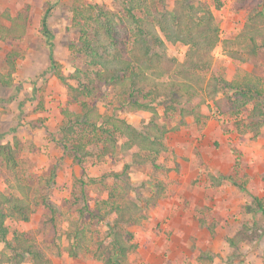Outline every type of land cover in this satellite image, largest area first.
I'll return each instance as SVG.
<instances>
[{
  "label": "rangeland",
  "instance_id": "374dc122",
  "mask_svg": "<svg viewBox=\"0 0 264 264\" xmlns=\"http://www.w3.org/2000/svg\"><path fill=\"white\" fill-rule=\"evenodd\" d=\"M164 1L161 4L158 0L156 5L148 2L147 7L151 12L162 5L171 10L175 5L180 7L182 0ZM220 2L218 8L214 0H187L195 19L208 9L219 33L209 54L212 69L195 71L196 75L204 76L205 83L212 71L227 81L248 72L264 81V50L255 68L225 51L224 41L242 31L248 13L236 11L234 0ZM24 8L28 13L25 34L17 40L0 41V72L11 79L9 85L0 83V144H11L17 163L9 169L0 160V192L27 199L32 209L28 222L9 219L11 230L24 232L43 253L45 264H104L98 244L109 242L107 228L88 219L82 209L113 201L126 205L130 212L137 211V222L123 228L136 245L125 264H264V218L252 212L253 199L264 198V117L258 120L252 113L259 99L231 114L230 101L222 92L212 97L198 92L188 101L183 91L176 96V109L187 108L186 112H169L165 117L164 108L157 107L158 121L176 130L165 136L166 151L154 158V164L146 152L135 147L132 152L121 151L118 145L104 159L91 157L83 167L78 166L56 141L64 111L80 112L81 102H89L100 113L114 114L141 130L152 115L131 109L130 99L142 101L143 95L149 102L152 97L147 95L154 90L159 104L168 96L173 98L177 87L170 84L171 74L177 61L185 62L188 47L170 43L160 34L165 46L148 42L157 57L151 56L152 64L145 70L147 79L135 80L132 86L129 82L104 85L101 81L95 85L84 72L93 77L102 70L88 65L81 49L82 37L105 55L104 74L118 70L123 61H131L133 67L136 58L143 61L138 25L126 14L123 0H0V26L9 23L5 14L14 17ZM98 9L115 15L118 38L111 44L92 22ZM46 11L54 66L41 34L40 22ZM135 16L146 23L151 20V14L144 11H135ZM144 31L148 33L145 27ZM11 51L17 53L12 73L6 63ZM239 51L244 55L243 49ZM79 85L88 87L91 94L74 99L72 88ZM165 90L168 96H163ZM198 97L205 98L199 107ZM256 110L264 114L263 107ZM257 122L261 125L255 129ZM132 153L140 155L135 159L129 156ZM125 165H129L125 177H111L121 173ZM222 177L230 180L218 181ZM124 179L128 183H123ZM44 200L53 205L54 215ZM80 229H85L83 250L78 257H71L67 250Z\"/></svg>",
  "mask_w": 264,
  "mask_h": 264
},
{
  "label": "trees",
  "instance_id": "16d2710c",
  "mask_svg": "<svg viewBox=\"0 0 264 264\" xmlns=\"http://www.w3.org/2000/svg\"><path fill=\"white\" fill-rule=\"evenodd\" d=\"M154 1L156 5L158 0H123L126 14L129 15L131 21L136 22L138 25L136 35L140 38L143 45V61L136 58L137 64L135 67L132 66L131 61H123V66L118 70L112 73L108 70L109 73L106 72L104 74V68H106L105 55L98 53L97 49L94 48L95 46H92L90 41L82 37L81 49L88 58V65L90 67L99 66L102 70V72L96 71L93 73V77L88 76L87 72H84V76L90 78L89 82L95 85L101 81L100 84L104 85L129 82L132 86L135 85V80L144 81L147 79L145 70L152 64L151 56L157 57V55L152 53L148 42L152 41L154 45L165 46L160 35L163 34L168 42H180V44L188 47L185 62L179 63L175 61L176 67L172 74L170 73V84L177 87L173 94L174 97L171 98L167 95L170 93V89L169 93L167 90L163 91V96L167 95L168 98L161 104L155 102L157 97L155 96L157 95L155 90L147 95L152 97L149 102L144 101L146 96L143 95L141 97L142 101L140 99H130L129 106L131 109L149 111L152 115V118L141 130L134 128L114 114L105 115L100 113L96 109V105H90L89 102H81L80 112L65 110L64 121L60 126L56 141L78 166L83 167L86 159L91 157H96L98 160L104 159L108 154H113L118 145H120L118 148L121 151L132 152L131 149L135 147L138 152H146L150 157L149 161L154 164V158L166 151L163 141L165 136L169 132L176 130V128H168L165 122L158 121L160 117L159 113H157V107L161 105L164 108L165 117L169 116V112H186L187 108L176 109V106H178L176 104L178 103L176 96L180 97L183 91L189 97L188 101L190 98L195 97L198 92L203 93L205 91L211 97L222 92L224 97L230 101L231 114H236L253 99H259L256 102V108L259 106L264 108V81L258 76L243 72L241 73L242 75L237 74V78L227 81L224 76L212 71V74L204 83V76L196 75L195 71L206 72L212 69L209 54L219 40L218 27L213 23L212 14L209 11L206 12L207 8L205 11L203 9V16L195 19L192 12L194 9L187 3V0H182L179 3L182 7L175 5L173 9L169 10L166 9L165 5H162L160 9L156 8V12H151L147 7V3H154ZM159 2L161 4L165 3L164 0H159ZM214 2L218 8L221 7L220 0H214ZM233 7L236 11L246 10L248 14L242 31L235 38L224 41L226 44L224 49L230 56L237 58L240 62L251 64L255 68L260 63L259 53L264 50V0H234ZM90 9H92V6H89ZM135 11H144L149 15L151 14L149 16L151 18L150 22L146 23L144 19L136 17ZM97 13L92 22L95 24L96 29L109 40L108 43L111 44L118 38V31L116 25H114L115 15L102 9H98ZM48 15L49 11H46L41 18L40 26L42 37L49 49V60L51 65L54 66L55 62L52 56L53 36L47 27ZM27 17V8H24L14 17L5 14L4 18L9 23L7 26H0V41L17 40L22 37L27 27ZM144 27L149 34L144 31ZM81 33L82 36L85 35V30ZM228 45H232L233 48L236 47L237 50L234 51ZM240 48L243 49L244 55L239 51ZM16 56L17 53L15 51H11L7 55L6 63L10 73L15 70L14 60ZM173 74H175L174 77L176 76L174 80L172 79ZM76 79L79 80V77ZM10 80L9 74L5 75L0 72V83L9 85ZM193 82H195L196 86ZM72 90L75 91L74 99L91 94L90 89L86 86L80 88L79 85L77 88H72ZM197 102H200L198 104L199 107L200 104L205 103V98H199ZM256 108L252 113L260 120L264 117V114L257 111ZM220 112L224 113L225 110L222 109ZM254 124L255 129L261 125L258 122ZM256 132L258 133V130ZM14 152L15 150L10 143L0 144V160L9 169L14 168L17 164ZM131 155L136 159L140 154L132 153L129 155L132 158ZM128 167L129 165H125L121 173H114L111 177L114 176L115 179L122 176L125 177ZM106 176L108 175L104 177L106 178ZM222 178V180L218 179V181L228 180L229 177ZM90 181L97 182L95 179ZM232 182L235 186H239L234 181ZM123 183H128V179H124ZM126 185L129 186V184ZM239 188L244 191L241 186ZM253 200L254 207L252 212L264 218V198H255ZM101 202L103 204L102 207L95 206L93 209H89L85 205L82 209L83 214L86 213L88 219L96 220L107 228L106 238L109 242L107 244H104V242L98 244L99 258L104 264H125L129 252L134 251L136 245L131 243L133 238L131 233L123 228L126 225H132L137 222L134 219L137 211L130 212L126 205L121 207L119 203L113 201ZM44 206L54 215L56 211L53 205L44 200ZM103 208L105 209L101 212L100 210ZM31 214L32 209L27 199H15L0 192V242L3 244V248L0 250V264L46 263L43 253L34 242L30 241L24 232L11 230V227L7 224L9 219L28 222ZM109 216L112 217L111 222L108 220ZM83 231L85 229H80L74 233L73 241L67 250L69 256L78 257L83 250Z\"/></svg>",
  "mask_w": 264,
  "mask_h": 264
}]
</instances>
